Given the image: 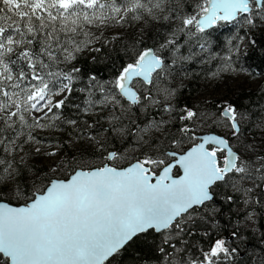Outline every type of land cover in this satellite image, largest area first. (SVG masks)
Here are the masks:
<instances>
[{
	"label": "snow or ice",
	"instance_id": "1",
	"mask_svg": "<svg viewBox=\"0 0 264 264\" xmlns=\"http://www.w3.org/2000/svg\"><path fill=\"white\" fill-rule=\"evenodd\" d=\"M136 28L119 65L92 55ZM257 31L264 0H0V264H264V105L173 84L239 74Z\"/></svg>",
	"mask_w": 264,
	"mask_h": 264
},
{
	"label": "trees",
	"instance_id": "2",
	"mask_svg": "<svg viewBox=\"0 0 264 264\" xmlns=\"http://www.w3.org/2000/svg\"><path fill=\"white\" fill-rule=\"evenodd\" d=\"M236 33V31L234 32ZM233 34V30L228 26L217 27L213 31L214 37H219L218 40L214 41L215 44H218L219 47L215 48V53L219 56H222L225 53V43L227 37ZM240 35H245L243 31L239 33ZM247 37L256 40V45H250L247 47L246 51L249 53V58L247 60L240 59L237 61L236 67L242 69L244 72L249 75H254L261 78L260 85L253 90H245L232 98L230 101H240L243 103H256L264 105V97L260 95L264 91V32L257 31L247 33ZM125 45L119 44L118 42L113 43L110 47H104L103 50L99 53H92V55L97 56V60L104 63L111 64L115 62L117 65L122 60H126L124 56ZM88 60H91V56L87 57ZM221 61L214 60L211 63L196 65L191 71L187 74H181L177 77L173 84L177 87L179 92V99L181 103H187L189 106H192L191 101L195 98L196 91L199 87L202 86V83L206 81L207 77H210V73L216 71L219 67ZM182 81V84H181ZM250 98V99H249ZM216 108L213 105L211 111H215ZM254 111L256 109H253ZM259 121V118L253 121L252 133L255 137H258L260 134L254 125ZM96 159V157L94 158ZM147 264H157L156 261H148Z\"/></svg>",
	"mask_w": 264,
	"mask_h": 264
},
{
	"label": "rangeland",
	"instance_id": "3",
	"mask_svg": "<svg viewBox=\"0 0 264 264\" xmlns=\"http://www.w3.org/2000/svg\"><path fill=\"white\" fill-rule=\"evenodd\" d=\"M228 27H230L233 30V34H231V36L227 37L226 39L225 49H224L225 51L227 47V41L229 40V38H231L233 35L236 34L234 33L236 29H234L231 26H228ZM116 31L117 30L107 31L106 32L107 38L109 40H112ZM138 31H139L138 28L120 30L122 38L118 40H114L113 43L118 42L119 44H123L125 46L131 45L134 42V40L137 38ZM250 39L251 38L246 36L244 44H247V47L251 45L250 43H248ZM244 44L241 45V52L247 49V48L245 49ZM110 46L111 45L107 47H110ZM205 80L206 81L202 83V86L197 89L196 94L194 96L195 98L191 101L192 106H196L201 110H206V109L211 110L213 105L216 106L217 104L222 103L224 101H230L232 98H235L237 94L245 90L246 91L253 90L257 88L261 83L260 77H257L254 75L251 76L248 73L244 72L243 70L240 71L239 74L233 71L230 73H226L222 77H219V78H213L212 76H210V77H207ZM181 84H182V81H181ZM256 130L260 133L259 129L256 128ZM37 134L41 137L48 136L53 139V142L55 140L62 141L65 139V136H60L53 132H38ZM259 138H260V134L258 135V137H256V139H259ZM61 155H64V153H61ZM94 158L95 157L91 158V163L99 165L101 161L98 158L96 159ZM36 163L38 166H41L47 169L51 161L41 158L37 160ZM68 174H69L68 172H64L62 174L58 173L57 176L59 178H63L67 176Z\"/></svg>",
	"mask_w": 264,
	"mask_h": 264
}]
</instances>
